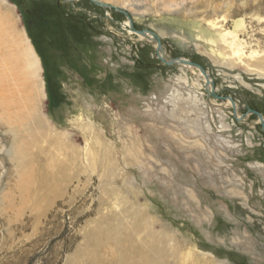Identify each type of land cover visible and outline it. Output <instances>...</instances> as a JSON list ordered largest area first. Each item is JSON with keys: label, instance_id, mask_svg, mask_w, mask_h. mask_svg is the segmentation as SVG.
Wrapping results in <instances>:
<instances>
[{"label": "rangeland", "instance_id": "rangeland-1", "mask_svg": "<svg viewBox=\"0 0 264 264\" xmlns=\"http://www.w3.org/2000/svg\"><path fill=\"white\" fill-rule=\"evenodd\" d=\"M7 1L41 71L0 100V264H264V0Z\"/></svg>", "mask_w": 264, "mask_h": 264}, {"label": "bare ground", "instance_id": "bare-ground-1", "mask_svg": "<svg viewBox=\"0 0 264 264\" xmlns=\"http://www.w3.org/2000/svg\"><path fill=\"white\" fill-rule=\"evenodd\" d=\"M1 1L2 3H4V5L8 4L7 0H1ZM63 1L66 3H72V2L82 1V0H63ZM90 1H92L93 3L97 2V3L104 5V7L102 6L101 7L105 9L106 11L113 7V6L111 7V5L108 3L109 0H90ZM168 4H170L171 6L175 5V3H172V2H169ZM1 13H0V67L3 68L2 70L3 72H0L1 73L0 74V100H3V104L4 105L6 104L8 108H12V107H15L14 105L16 103L9 102V100L8 101L5 100L7 95H12L13 97V95L16 96L19 94L20 95L24 94L26 99L35 101L34 99L35 94L33 93V89L31 87V85L34 86L35 83L32 84L30 80L38 76L39 72L41 71V64H40L39 56L36 54L33 45L30 43V40L26 37V35L24 34L19 35L18 32L16 33L15 30H12L9 26H7L6 24L7 21L6 22L3 21L4 18L1 16ZM107 13H108V16L111 17L110 12L107 11ZM208 25H209V30H208V33H206V35L210 37L209 38L210 41H214L216 38L215 33L217 32V30H220L221 27H219L218 24L212 23V22H210ZM122 27L126 29L129 32V34L136 35V37H139L141 40H147L149 42H154L158 50V57L160 55L166 62L175 61L176 64L174 65H180L182 68H187V69L190 68L191 69L190 71L192 73H194L198 78L199 77L202 78V81L204 82V86L206 87V91L209 94L215 92L214 87L212 85L213 81L209 78L208 72H205L200 67H197L195 64H192L190 61H188V59L180 58L177 60H173V59L171 60L168 57H166L163 51L159 49L158 41L156 39V36L153 33H149V32L134 33V30L132 29V26L129 20L126 21L122 25ZM239 27H240V22L235 21L232 29H228V30L222 29L221 31L217 32V34H219V36L221 37V41L223 45H225L226 48H228L230 59L237 60L243 63L245 59L244 57H247V55L244 51L243 41L240 39V36H239ZM219 55L223 56L222 53H219ZM253 56L255 55L254 54L250 55V57L252 58ZM29 82L31 83V85L27 87L26 84ZM13 99H15V97ZM229 105H230V102L228 104L226 103V106H229ZM261 116H262V119L258 117L257 121L260 125H262V127H264V116L263 115ZM237 117L242 118V116L239 113H237ZM90 149H91L90 146H88L89 151Z\"/></svg>", "mask_w": 264, "mask_h": 264}, {"label": "water", "instance_id": "water-1", "mask_svg": "<svg viewBox=\"0 0 264 264\" xmlns=\"http://www.w3.org/2000/svg\"><path fill=\"white\" fill-rule=\"evenodd\" d=\"M92 2V1H91ZM93 3V2H92ZM96 5H98V6H102V7H104V5H102V4H100V3H97V2H94ZM127 15V14H126ZM135 31V30H134ZM137 32V31H136ZM156 39H157V41H158V44H159V49H161V41H160V39L156 36ZM159 58H160V60L164 63V64H167V65H169V66H174V64H176L175 63V61H171V62H166L160 55H159ZM205 73V72H204ZM206 74V73H205ZM251 113H253V114H255L257 117H260L261 119H262V116H261V114L260 113H257V112H251ZM264 128V127H263Z\"/></svg>", "mask_w": 264, "mask_h": 264}]
</instances>
